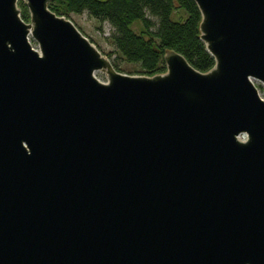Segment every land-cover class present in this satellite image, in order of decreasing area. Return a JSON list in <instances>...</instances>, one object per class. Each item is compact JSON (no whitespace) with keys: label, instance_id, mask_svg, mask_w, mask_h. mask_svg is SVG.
Instances as JSON below:
<instances>
[{"label":"water","instance_id":"1","mask_svg":"<svg viewBox=\"0 0 264 264\" xmlns=\"http://www.w3.org/2000/svg\"><path fill=\"white\" fill-rule=\"evenodd\" d=\"M25 1L0 0V264H264V0H194L215 67L153 77Z\"/></svg>","mask_w":264,"mask_h":264},{"label":"trees","instance_id":"2","mask_svg":"<svg viewBox=\"0 0 264 264\" xmlns=\"http://www.w3.org/2000/svg\"><path fill=\"white\" fill-rule=\"evenodd\" d=\"M22 7L21 17L29 23L27 6ZM49 9L66 19L88 13L101 23L109 24L114 30L118 59L139 67L135 72L125 70L113 62L109 54L107 57L118 72L148 77L163 74L167 71L165 53L168 50L182 55L201 73L215 67V59L201 40L202 15L194 0H53ZM150 17L158 20L157 26ZM136 21L143 24L140 34L132 30Z\"/></svg>","mask_w":264,"mask_h":264},{"label":"rangeland","instance_id":"3","mask_svg":"<svg viewBox=\"0 0 264 264\" xmlns=\"http://www.w3.org/2000/svg\"><path fill=\"white\" fill-rule=\"evenodd\" d=\"M23 5H26V1L25 0H19L18 7H19L20 11L23 9V7H22ZM150 19L154 22V24L156 26L158 25V20H156L155 18H151V17H150ZM173 19L176 21L179 20L177 17H174ZM69 20H71L72 23L75 26H77V28H79V30H81L83 32L82 34H85L90 41H93L95 43V44L94 43L93 44L101 51V53L105 57H107L109 54H111L112 55L111 60H113V62L115 61L121 68H123L125 70H131V71L135 72L136 69H139V67L137 65H132V64L125 62L122 59H118V55L116 52L117 47H116V45L114 43V39H113L114 30L109 24L101 23L100 21L91 17L88 13H84L82 15H72L71 19H69ZM30 23L31 22H29V24ZM156 29L157 28L155 27L153 30L156 31ZM132 30L136 34H140L143 30L142 22L141 21L134 22V24L132 25ZM30 42H31L33 48L39 51V45L34 40L33 37H30ZM133 76H138V75L135 74ZM97 78L104 83H106L108 81L107 76L101 72L97 73ZM256 85H257V88L259 89L260 96L264 99V88L263 89L260 88V86H261L260 84H256Z\"/></svg>","mask_w":264,"mask_h":264},{"label":"bare ground","instance_id":"4","mask_svg":"<svg viewBox=\"0 0 264 264\" xmlns=\"http://www.w3.org/2000/svg\"><path fill=\"white\" fill-rule=\"evenodd\" d=\"M38 51V50H37ZM39 53H40V49H39V51H38ZM101 81V80H100Z\"/></svg>","mask_w":264,"mask_h":264}]
</instances>
